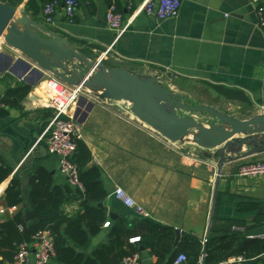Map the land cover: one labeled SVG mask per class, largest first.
<instances>
[{"label": "crops", "instance_id": "crops-1", "mask_svg": "<svg viewBox=\"0 0 264 264\" xmlns=\"http://www.w3.org/2000/svg\"><path fill=\"white\" fill-rule=\"evenodd\" d=\"M28 1L6 3L17 13L26 14L43 28L67 39L90 61L103 57L106 68L120 67L137 76L146 73L149 77H158L160 82L162 73L169 72L200 83L213 93L218 105L215 109L232 113L238 119L264 113V28L259 27L252 0H182L178 17L158 21L142 13L119 36L107 25L109 6L114 3L127 23L142 0H130V3L82 0L73 22L63 7L57 9L52 24L46 22L44 15L33 18L28 14ZM0 47L1 102L19 84L32 88L22 102L14 99L16 103H3L0 109V159L4 167L12 170L0 181L1 226L20 211V206L9 207L5 201V191L14 178L20 182L26 208L32 206L35 178L50 180L48 191L52 200L61 196L68 182L59 171L58 157L51 155L45 141H41L54 114L52 109L43 106L48 97L44 82L54 75L43 72L41 77L42 71L37 65L20 52L2 40ZM85 92L88 94L84 93L81 105L73 113L86 112L81 122L80 141L89 148L93 158L87 168L101 169L107 192L103 205L108 211L101 231L91 238L85 253L90 255L109 243L107 222L128 214L138 217L116 199L117 187L132 196L150 214L149 219L179 229L181 238L183 234H190L203 246L209 238L231 236L238 238L239 244L243 241L264 243V177H238L241 165L264 160V153L223 165L213 205L218 157L201 147L195 155L188 154L134 118L131 111L124 109V101L103 100L87 89ZM89 105L90 109L85 111ZM41 147L46 149L45 155L40 153ZM249 149L244 147L243 151ZM33 152V160L28 159ZM62 210L73 217L81 211V203L69 201ZM1 232L0 229V239ZM10 251V248H0V254ZM34 252L30 264H35ZM234 257H243L245 262L244 255ZM13 258L7 260L0 255V264H12ZM141 259L143 264L156 262L148 251H142ZM259 259L258 264H264V253ZM50 264L61 263L54 258Z\"/></svg>", "mask_w": 264, "mask_h": 264}, {"label": "trees", "instance_id": "trees-1", "mask_svg": "<svg viewBox=\"0 0 264 264\" xmlns=\"http://www.w3.org/2000/svg\"><path fill=\"white\" fill-rule=\"evenodd\" d=\"M10 2V0H1ZM67 0H29L27 13L33 18L43 15L44 8L55 3L57 9L65 7ZM74 21V20H73ZM104 64V63H103ZM106 64V63H105ZM115 68V67H113ZM32 91L31 86L19 84L10 90L3 98V103L13 105L16 99L22 102ZM77 151L74 161L80 170L81 181L85 192H77L68 184L55 200L48 191L50 180L37 177L32 182L30 208L23 206V198L18 179L14 178L5 191V201L9 207H19L15 217L0 226V248H10L8 253H1L10 260L17 247L30 243L34 235L43 229H50L55 235V261L61 264H122V260L134 253L148 251L156 259L155 264H174L179 254H185V264H200L205 257V264H218L231 257L244 255V264L260 263L259 256L264 253L263 242H239L238 238H209L203 245L192 235L183 234L180 244L174 247L176 233L173 227L162 226L159 223L130 214L117 218L110 223L109 243L99 246L88 255L91 238L102 229L108 217V211L103 205L107 192L102 182V172L99 167L87 168L93 158L89 148L82 141H76ZM0 159V181H4L12 172L10 167H4ZM39 180V181H38ZM81 203V211L69 217L62 206L69 201ZM27 218V220H26ZM140 238L137 243H131L132 238Z\"/></svg>", "mask_w": 264, "mask_h": 264}, {"label": "water", "instance_id": "water-1", "mask_svg": "<svg viewBox=\"0 0 264 264\" xmlns=\"http://www.w3.org/2000/svg\"><path fill=\"white\" fill-rule=\"evenodd\" d=\"M0 40L36 64L42 71L41 77L43 72H47L70 86H82L99 99L128 101L131 103L130 111L137 120L165 139L178 142L193 136L197 146L214 151L219 158V173L213 205L223 165L264 153V113L249 119H238L211 106H189L164 87L158 77L137 76L120 67L106 68L103 57L90 61L67 39L43 28L26 14L17 13L14 7L1 0ZM90 107H86L85 111ZM179 111L209 113L220 124L204 126L192 116L180 115ZM244 146L251 149L242 153ZM39 151L44 155L46 153L44 147ZM34 154L31 153L28 159L33 160ZM175 233L174 247L177 248L181 231L175 229ZM201 264H205V257Z\"/></svg>", "mask_w": 264, "mask_h": 264}, {"label": "built area", "instance_id": "built-area-1", "mask_svg": "<svg viewBox=\"0 0 264 264\" xmlns=\"http://www.w3.org/2000/svg\"><path fill=\"white\" fill-rule=\"evenodd\" d=\"M81 1H66L65 12L70 22H73L77 7ZM126 1L131 2L130 0ZM251 2L256 9L259 27L264 28V0H252ZM181 5L182 0H142L140 7L134 9L130 20L125 23L122 13L112 3L107 11L106 21L109 29L119 36L127 30L140 14L144 13L158 21L173 19L179 16ZM56 13L55 3H51L44 8L43 15L48 24L54 22ZM44 88L48 97L47 101H44L43 106L52 109L54 114L41 136V141H45L46 149L51 155L58 157L59 171L65 176L68 185L73 190L84 193L85 186L81 181L80 170L73 159L77 151L76 141L81 139L82 124L80 120L84 113H81V111V114H78L76 111L75 114L73 109L79 105L86 89L82 86H70L55 76L45 80ZM2 107L3 103L0 100V109ZM238 177H264V160L241 165L238 170ZM115 197L125 207L133 210L136 215L145 219L150 218V214L123 188H116ZM109 224L110 222H107L105 226H109ZM139 241L140 238L138 237L130 240L131 243ZM32 250L35 251V264H50L56 257L55 235L53 232L50 229L40 230L34 235L30 243L19 245L12 264H30ZM186 261V255L181 254L174 261V264H185ZM201 262L202 258L200 264ZM122 264H143L141 254L134 253L125 257L122 260ZM218 264H244V259L243 257H231Z\"/></svg>", "mask_w": 264, "mask_h": 264}, {"label": "rangeland", "instance_id": "rangeland-1", "mask_svg": "<svg viewBox=\"0 0 264 264\" xmlns=\"http://www.w3.org/2000/svg\"><path fill=\"white\" fill-rule=\"evenodd\" d=\"M162 74H163V81L161 82L163 86L173 91L183 103L189 106H211L213 108H215V106L217 105V102L213 98V93L211 92V90L209 88H206L202 84L195 83L190 80L183 79L181 77L172 76L171 73L169 72L168 73L163 72ZM139 75L148 76L146 73H142V72L139 73ZM85 94H88V93L85 92ZM84 98L86 99L85 96ZM123 103H124L123 104L124 109L126 108L128 109V112H130L131 103H129L128 101H124ZM179 114L182 116H192L197 121L201 122L204 126H212V125L220 124V121L218 119H216L209 113H205V112L190 114L186 111H179ZM228 114H232V113H228ZM240 116L244 117V115H240ZM133 117L136 118L134 115ZM175 145H178V147L181 148V150L186 151V153L192 154V155H195V151L199 147L193 141V136H189V137L184 138L181 141L175 142ZM244 147H248V146H244ZM249 148L251 149V147ZM210 153L211 155H214V151L213 152L211 151ZM242 153H245V152L242 150Z\"/></svg>", "mask_w": 264, "mask_h": 264}]
</instances>
